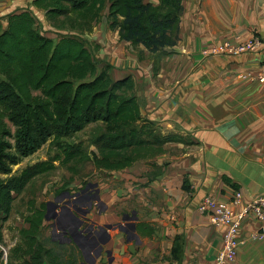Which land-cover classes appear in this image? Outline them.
<instances>
[{
	"label": "crops",
	"instance_id": "crops-1",
	"mask_svg": "<svg viewBox=\"0 0 264 264\" xmlns=\"http://www.w3.org/2000/svg\"><path fill=\"white\" fill-rule=\"evenodd\" d=\"M31 1L0 0V16L27 8L42 12L33 9ZM182 6L177 45L155 54L121 40L118 31L110 32L108 7L101 12L105 18L99 34L83 38L99 67H110L113 82L133 81L141 118L162 136L177 139L165 143L161 155L112 172L133 169L131 175L140 176L141 188L126 183L127 193L120 194L107 186L96 188L99 210L94 213L93 206L77 220L84 221L82 237H88V226L98 232L106 225H120L119 217L128 216L125 206L136 220L134 231H107L105 255L91 264H216L223 230L209 225L197 210L199 203L209 196L228 204L239 192L240 205L234 208L239 212L264 195V81L253 80L264 71V0H183ZM253 38L263 44L258 52L203 55L214 46ZM63 207L54 222L67 213ZM76 209L85 212L81 205ZM258 227L253 216L243 218L237 254L228 264H264V240L252 238ZM177 237L182 247L176 260L171 252ZM117 238L124 243L117 245Z\"/></svg>",
	"mask_w": 264,
	"mask_h": 264
},
{
	"label": "trees",
	"instance_id": "trees-1",
	"mask_svg": "<svg viewBox=\"0 0 264 264\" xmlns=\"http://www.w3.org/2000/svg\"><path fill=\"white\" fill-rule=\"evenodd\" d=\"M32 0L33 9L44 11L55 28L90 33L92 24L108 6L111 29L119 38L141 45L150 53L174 47L179 41L183 0ZM118 17L122 20L119 22ZM6 24H4V22ZM58 29V28H57ZM78 36H81L78 35ZM77 35H64L54 43L36 26L30 9L0 17V174L32 155L47 141L63 154V162L79 158L108 172L130 168L164 152L167 142L177 141L155 131L154 124L141 118L140 105L130 78L113 82L108 65L100 63L85 49ZM39 92V95H34ZM9 124L11 127H9ZM94 125L87 147L67 141L85 127ZM37 163L18 176L0 179V214L8 216L12 194L21 193L37 175L51 170L52 162ZM160 173L157 169L155 174ZM46 205H43V209ZM44 215L37 213L30 228L22 230L23 242L10 250L0 264H75L39 241ZM141 232V225L137 227ZM181 237L171 252L179 259Z\"/></svg>",
	"mask_w": 264,
	"mask_h": 264
},
{
	"label": "rangeland",
	"instance_id": "rangeland-1",
	"mask_svg": "<svg viewBox=\"0 0 264 264\" xmlns=\"http://www.w3.org/2000/svg\"><path fill=\"white\" fill-rule=\"evenodd\" d=\"M11 11L13 12V10ZM9 15H3L2 17ZM32 17L34 18L38 29L41 30L42 35L46 38H51L54 43L59 40V37L64 35L73 34L78 36L81 34V36H78L81 37V39L98 35L100 32L99 25L103 22L102 18H105L104 12L102 14L100 13L98 21L92 24L93 26L91 32L81 33L79 31L68 30V28H70L68 25L59 26L57 27L58 29L53 27L45 18L44 11H34L32 12ZM6 22L7 21H5L4 24ZM110 23L111 22L109 21V25ZM107 28H109L110 32L118 31L116 29H111L110 26H107ZM107 38H110L108 34ZM33 94L39 95V92H34ZM9 127H11L10 124ZM12 128L13 127H11V129ZM93 128L94 125H89L81 132L71 136L67 139V141L74 145L82 144V148L87 150L89 153L96 152L94 147H87V140ZM57 155L59 160L52 162L54 168L33 178L21 193L12 194L13 203L9 215L3 216L0 214V257L5 254L7 256L6 262L9 257L10 250L23 242L20 232L25 229L28 230L30 228L28 221L36 216L37 213L42 212L44 220L43 224L39 228V241H41L46 247L58 252L61 256H63L64 261H72L69 257L72 250L75 253V264H88L87 261L90 262L95 257L97 251L96 246L80 241L81 248H78L73 244H68L66 242L61 243L59 240H52V226L56 223L53 219L58 208L66 202L73 201L74 197L76 198L78 194L86 191L87 186L96 185V188H99V186H107L105 188H108L109 192L110 190H113L117 193L120 191V193H127L129 188L126 183H131L135 189L141 188V182L139 180L140 176L136 178V175H131L133 169H130L131 172L126 170L118 172V174H112V172L98 169L91 162L81 161L79 158L75 159L73 162L64 163V156L62 152H58L57 154L56 148L52 147L49 141L37 149L32 155L22 158L17 165L12 166L10 174H0V179L5 180L12 176H18L23 170L37 163L45 161L51 162V160L57 157ZM119 194H116V196ZM43 205H46V209L45 207L43 209ZM94 206L95 213V211L99 210L100 206L96 204H94ZM81 209L86 210L87 208H85V206H81ZM125 209L127 211H124ZM125 209H123V211L126 215L131 217L129 215L131 213V207L128 208V206H125ZM45 217H47L49 221H46ZM89 217L90 214L86 215V218ZM118 224L127 228L126 224L122 221V217H119ZM63 230H66V228L64 227V223L61 222L58 224L57 235H59V233ZM108 231L109 234L112 233L114 235H120V231L118 229ZM133 235L134 233L130 231L129 239H131L130 241L134 243L136 238ZM120 240L121 238L116 239L118 242L117 245H122L125 241L124 239Z\"/></svg>",
	"mask_w": 264,
	"mask_h": 264
},
{
	"label": "built area",
	"instance_id": "built-area-1",
	"mask_svg": "<svg viewBox=\"0 0 264 264\" xmlns=\"http://www.w3.org/2000/svg\"><path fill=\"white\" fill-rule=\"evenodd\" d=\"M230 43L214 46L210 50H204L205 57L221 54L240 55L249 52H258L263 46L258 38L251 41L231 46ZM253 80L264 81V71ZM241 194L236 192L232 201L228 204L218 202L212 197H205L198 205L200 214L207 217L210 226L223 230L222 248L215 259L216 264H228L235 260L239 246V231L241 222L247 215L253 216L259 224L252 238L253 240H264V195L252 199L239 212L234 208L240 205ZM6 255L3 254L1 261L6 263Z\"/></svg>",
	"mask_w": 264,
	"mask_h": 264
},
{
	"label": "flooded vegetation",
	"instance_id": "flooded-vegetation-1",
	"mask_svg": "<svg viewBox=\"0 0 264 264\" xmlns=\"http://www.w3.org/2000/svg\"><path fill=\"white\" fill-rule=\"evenodd\" d=\"M96 186H87L86 191L82 192L81 194H78L77 197L73 198V201L69 202L71 203V206L75 207L77 205L85 206V208H88V206L93 203L94 206V198L97 196ZM76 205V206H75ZM64 206V205H63ZM93 208V207H92ZM65 209V206L63 207V210ZM78 210V209H77ZM67 213H63L61 215V218L58 219L54 226H52L51 236L52 240H59L61 243L66 242L68 244H73L74 246H77L80 248V241L84 243H89L97 247V251L95 254V257L92 261L88 262V264H91L92 262H95L96 259L101 257L102 255H105V246L102 247V250L99 247V244L101 241L107 240V235L103 231H94L93 226H88L85 230L88 232V237L84 238L81 236L82 232H80L78 229L82 230V226L84 224V221L82 224L79 222L77 223V220L71 215L68 211ZM72 212V210H71ZM54 218H57V215L55 213ZM67 219V222H66ZM64 223V227L66 230H63L62 232L58 234V224ZM117 227H120L122 232L124 233L129 232L127 229L132 230L131 226L127 225L123 227L122 225H116ZM53 232V235H52ZM68 238H73L71 242H67ZM110 239V238H109ZM108 242V241H107ZM107 244V243H106Z\"/></svg>",
	"mask_w": 264,
	"mask_h": 264
},
{
	"label": "water",
	"instance_id": "water-1",
	"mask_svg": "<svg viewBox=\"0 0 264 264\" xmlns=\"http://www.w3.org/2000/svg\"><path fill=\"white\" fill-rule=\"evenodd\" d=\"M93 186H96V185H93ZM96 191H97V190H96ZM99 201H100V199H99L98 191H97V196L94 198V204L98 205ZM71 203H72V202H71ZM71 203L66 202V203L64 204V206H65L66 210H67L69 213H71V210L74 211V212L76 213V215H73V217H74L76 220H79V216H80L79 214H80V213L78 212V210H77L75 207L71 206ZM92 207H93V203H91V204L88 206V208L85 210V212H82V213H81V215L84 216L86 213H88V212L90 211V209H91ZM45 220L48 221V218L45 217ZM135 220H136V219L133 220V218H130V217H128V216H124V217L122 218V221H123V222H130V226H131V228H132V231L135 230V224H134V221H135ZM66 222H67V219H66ZM131 222H133V223H131ZM79 223L82 224L83 222L80 221ZM115 229H118L119 231H122L121 228H120V227H117L116 225H106V226L103 227V228H99L100 231H103V232L107 235V240H106V241H101V243L99 244L101 250H102V247L106 245L107 241H108L109 238H110V236L107 234V231H108V230H115ZM78 230H79L80 232H85V231H83V230H81V229H78ZM52 235H53V232H52ZM72 239H73V238H68V239H67V242H71ZM80 248H81V247H80Z\"/></svg>",
	"mask_w": 264,
	"mask_h": 264
}]
</instances>
